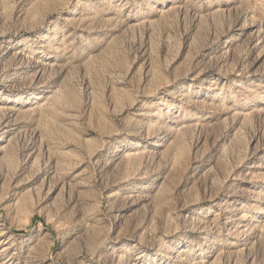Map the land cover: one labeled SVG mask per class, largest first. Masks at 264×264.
Wrapping results in <instances>:
<instances>
[{
  "label": "rangeland",
  "instance_id": "1",
  "mask_svg": "<svg viewBox=\"0 0 264 264\" xmlns=\"http://www.w3.org/2000/svg\"><path fill=\"white\" fill-rule=\"evenodd\" d=\"M263 152L264 0H0V264H264Z\"/></svg>",
  "mask_w": 264,
  "mask_h": 264
},
{
  "label": "bare ground",
  "instance_id": "2",
  "mask_svg": "<svg viewBox=\"0 0 264 264\" xmlns=\"http://www.w3.org/2000/svg\"><path fill=\"white\" fill-rule=\"evenodd\" d=\"M147 122V121H146ZM149 125V124H148ZM146 135H149V134H151V131H150V127H148V126H146ZM153 132V131H152ZM145 135V136H146ZM264 159V152H263V156L260 158V160H263Z\"/></svg>",
  "mask_w": 264,
  "mask_h": 264
}]
</instances>
